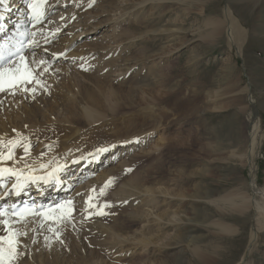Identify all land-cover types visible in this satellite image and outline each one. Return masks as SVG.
I'll return each instance as SVG.
<instances>
[{"label": "bare ground", "instance_id": "bare-ground-1", "mask_svg": "<svg viewBox=\"0 0 264 264\" xmlns=\"http://www.w3.org/2000/svg\"><path fill=\"white\" fill-rule=\"evenodd\" d=\"M81 1L82 0H59L58 3V0H47L45 5L46 15L41 22L42 24L28 30L27 26L32 22L28 19L29 9L27 7L26 0H7L6 5L0 4V45H3L5 42H7L8 45L11 44L14 41L15 34L18 32L27 33L28 38L32 36L33 32L36 33V35L39 33L40 38L39 36H34L31 37L29 42L25 43V50H27L31 48V44L34 41H39L41 43L47 42L53 37L55 33L60 32L61 30L63 31L67 24L70 25L68 26L70 31L68 32L67 30V32L70 34V39H74L79 36H85L87 33H91L89 31L95 29V27L99 25L97 22L89 23V19L93 15L95 16V14H93V12L91 13V11H85L86 13L83 15L81 14L84 10L80 11L79 13H72V16H75L72 18H75V22L77 24L79 22V25H81V28L76 29V31L75 28H73L74 26H71L72 23L67 22L69 17H65L62 20L60 19L61 21L57 20V23H54L52 19L47 18L50 11L55 8V6H53L54 4L58 3V7H61L62 3H67L66 5L70 4L71 6L77 7V4H79ZM134 1L135 3L132 5V7L136 8V15L141 14L139 12L143 11L147 5L150 6V12H153L149 13L150 15L146 17V19L143 18V21H131V24H128L129 26L127 25L129 30L131 27L136 26L139 23L141 25L147 24L150 20H153L152 18L155 14L158 23L162 22L161 19L163 16L161 13L154 12L155 9L157 10V7L161 8L163 6H171L175 4L177 8H180L182 5L186 4L187 7L193 6L199 9V17L200 20H202L200 24H202L201 27L203 28L200 29L204 31L201 36L202 40H206L208 43H218L222 39V31H224L226 42L229 48H235V52L238 51L239 55H241L240 52L242 51L245 53V50L247 49L246 46L243 48V44L245 42H249L247 33L248 31L246 29L247 25L243 21L242 15L240 13L241 10L233 4V0H228L227 5L224 9L222 8V10L215 8L216 4L218 3L216 0ZM244 2L245 6L251 8V11L254 14L259 13L262 9V5L264 4V0H244ZM121 9L126 11L127 8L122 6ZM125 14L126 13L124 12L120 16L116 17L114 22L111 24L109 32L114 38L112 41L114 43L119 41L120 44H123L126 40L123 36L126 34V32L116 30L118 23L120 22L118 18ZM133 15L135 14L133 13ZM82 16L85 20H81L80 22L79 19ZM185 22V19L177 21V23L181 26L180 31L181 28L184 27L183 25ZM169 23L170 25L166 26L168 28H170V26L177 27L178 25H175L176 19L174 21L170 20ZM255 28L262 30L264 29V25L260 24ZM177 29L179 28H176V30ZM168 36H171L169 38H174L171 33ZM170 41H173V39ZM179 42H176L175 46L184 43V41H181L180 43ZM109 43L107 45L105 44L106 46L101 45L102 47L100 48L96 47L93 43H87V54H79V56H76L78 53H75V56L71 54L69 59L72 58L71 60L75 61L74 63H76V65L74 66L76 67L82 66L85 63L88 64V66L86 64V67H92V65L97 63L96 60L94 61L95 55L97 56V54H101V56H103V54L108 51L109 53H112L111 58H109L114 59L112 57L118 53V45L111 46ZM128 43H133V41H129ZM203 43V41H200L196 46L197 52L194 53L192 60H198L197 57L202 55L199 47L201 48ZM208 43L207 45H209ZM125 44L127 43H124L123 45ZM65 47V43H63L62 47H56L57 49H54L52 53L49 51L50 53L47 55L39 54L42 51L41 47V49L36 50L35 54L33 53L34 55L31 56L30 60L32 62V59H36V62L34 63L37 65L38 61H46L47 63L43 64L42 67L44 69L45 66H50L55 57L60 56L64 58L63 55H66ZM61 53H63V55H61ZM104 63L105 62H103V66L106 67L105 65L106 63L108 64V62L106 61V63ZM103 68L101 67V69ZM62 70L64 77H68L69 72H71V68L63 65ZM124 70L125 69L122 68L117 70H114L113 68H109V70L103 69V76H101L102 74L100 75V73L86 74L81 72V69L78 70L73 67V71L76 74L81 75L85 78V80L87 78L88 81L92 83L94 82V90L92 91L85 86L79 87V84H76L78 90L74 89L75 93H73L71 90L73 87L71 84L68 87L67 83L69 82H67V85H64V87L68 90V95L62 89L60 90L62 95H58L60 97L68 98V101L66 105H60V107L63 106L62 109L64 110V114L61 115L62 117H59L57 120L60 123L56 121L57 124L61 125H58L60 127L56 128L57 132L55 133V140H50L43 134L45 138L40 140L38 143V148L35 150H30L29 154L24 152L23 146L25 144L23 145V142L27 141L30 136H34V132L37 133L38 131V129L37 131L33 130L34 132L31 130L33 125L36 123L33 119L38 111L34 109L36 107L33 108L34 105L29 107L27 105L20 106L23 98L19 96L25 95L23 94L25 93V90L23 92L22 90L20 91L18 94L19 96H17L19 97L18 99H11L9 97V101L11 99L10 103H7L8 105L6 106L3 105L4 108H1L2 110L0 109L2 111L0 114V139L4 141V144H7L8 140L19 141L17 146L14 148V160L18 162L14 163L13 161H5L3 166L11 165L17 169H24L25 164H27L31 169H33V171L30 173L33 175H46L53 169L63 166V170L57 173V176L60 178V180H52L48 183H45L44 181H37L35 183L30 182L25 186L24 194L26 195L27 192L31 191L30 197L32 198L37 197L38 199H43V201L45 198H47L45 202H51L49 208H53L55 205H58V201H61L62 203L71 201V207L74 208V212L72 213L69 221L55 223L51 221L44 222L42 227L40 219L34 216L29 217L25 221V226L23 228V230L27 232V235L21 237L22 254L17 258L15 264H126L123 261L125 255L129 254L130 256H134L131 254L136 251H143L144 253L147 250L152 251V249H154L155 251L161 252L162 255H168L174 247L180 245L179 243H185V247H191L192 241L186 240V237L188 236V232H185L187 225L184 224V226L183 223L191 220L187 217L189 214H191L190 211H192L195 218L202 214L201 211L199 213H194V209H196L194 208V205L196 204L194 199L209 198L211 203L215 206L220 214H223V211L227 210L232 214L244 216V219L253 212V214L258 216L257 220L255 221L257 228L264 230V190L259 193L258 189L254 187L253 180L250 181V192L248 191L246 193H241L237 191L233 195L220 194L218 196H212L207 192L201 194L200 188L191 187V189H186L188 182L184 183V180H190L189 178H192L191 176H195L197 174H199V177H201L202 175H205V172L206 170L208 171V168L205 170H191V164L193 165L194 161L190 159L185 161L183 164L178 161L177 166H173L175 168L179 167L177 170L178 172L176 171L175 175L172 170H169L170 167L164 169L162 164L154 163V165H147L144 169L142 168L139 171L136 170L130 177H128L126 180H123V173L128 167L136 164L137 160L147 161L151 155L149 152L145 151L141 153L140 157L134 158L128 153V151L131 150V146L134 148L133 145L135 144L138 145V143L141 142L144 144L151 133H159L158 131H160L156 143L153 144L154 148L151 151L154 150L155 152L157 148L161 147L163 149V142L169 139L162 136L164 131H166L165 129L167 127H175L176 129L177 127L181 126V123L178 122L179 120L177 121L178 113H176V111L181 112L182 110L180 108H178V110L177 108H174V101L176 97L182 104H191L190 99L181 94L182 87L178 85V82H175L174 85L170 89H167L164 95L158 99H154L153 96L146 95L144 92H141V88L138 87L130 90L126 95L122 96H119L117 92H114L112 89H110V87L107 90L105 88V90H103V87H105V84L103 83L106 82L104 79H106L108 75L115 76L116 72V75H119L118 72ZM121 74H123V72H121ZM156 75L157 74L153 73L154 77ZM166 79L167 77L164 79V86L167 85L168 87L170 86V81H167ZM197 86L198 89H204L201 83L197 84ZM29 92H26L28 99L31 98V96L28 95L31 93ZM5 102H7V100ZM110 103L114 105H110ZM193 103L196 104L195 101H193ZM52 104L46 105L47 110H44L46 111V114L44 112V115L47 116V120L52 119L51 121H54L56 120V117H50V114L55 113V108ZM249 107H254L253 100L250 101ZM43 109L44 108H42V111ZM124 109L127 110L124 111ZM48 112H50L49 115L47 114ZM255 112L256 111L253 109L250 112V129L248 132L249 135L246 151L243 156V161L247 165L251 177L253 176V161L255 159L256 153L255 150H257L261 145L263 138V136L259 134L261 125L259 124L260 121L258 120L257 116H255ZM41 115L43 114L41 113ZM55 115H57V113H55ZM181 120H183V118H181ZM84 123L85 125L89 126L87 127L88 131L87 129H83L84 131L86 130V132H82L80 127L83 126L82 124ZM43 125L45 126V123ZM53 125L51 123L50 130H52L51 127ZM43 130V132H45V128ZM38 132L41 133L42 131ZM170 133L171 132H169L168 135H171ZM39 139H41V137ZM129 146L130 148L126 149ZM102 148H106L110 152L106 160V162L108 161L109 167L102 170L97 176L94 175L95 177L87 180L86 183L84 181V185L83 183L81 186L79 184L80 187L78 186L77 189L72 192V194L68 195L67 189L69 185H71L70 181L75 179L77 180L75 181L76 183L80 182V179H82L83 176L79 177L78 175L81 171H83V173L88 176V172L85 170L87 169L88 164L92 165V170L94 169L95 165L97 166V158L102 153L98 152L97 150ZM162 149L159 152H153L154 155H159ZM172 150L176 153L179 151L178 148ZM0 151H7V149L3 146H0ZM204 152L207 153L206 150H201L198 155H205ZM79 161H82L83 165L85 166H79L74 170L72 175L70 174V176H68L69 170ZM41 164L48 165V167L42 169L40 167ZM95 170H97V168ZM25 171L28 170L25 169ZM171 174H173V177H175L173 180L174 182L171 180L173 182L172 185L175 188L172 187L173 189L169 190V187H166L165 183L163 186L162 184L168 179L167 176ZM109 177H112V179L120 178L119 181H121V183L119 185H113L112 180V183L105 189V194L98 195L99 190L104 187ZM14 182V178L0 180V187L2 188L0 195L3 196L8 188H12V184ZM92 189H95L96 191L92 192ZM192 190L196 191L195 198L189 195L190 191ZM258 193L261 197L259 201H257L255 198L256 196H254ZM15 194V190L12 188V191L8 194V197H6L8 201L13 199L18 200V197H14ZM80 194L82 196L78 197ZM89 196L96 197V199L93 201V203L97 205L96 208L88 207L86 201L88 200ZM156 201L158 203L162 202V205H152V202ZM0 202L3 201L0 200ZM105 203L110 205L107 208H103V211L106 213V215H97L96 212L100 211ZM145 206H149L150 209H143ZM127 210L130 211L126 212ZM120 211L122 213L125 211L126 214H122L121 216ZM208 217V214L201 215L202 221L207 220ZM0 219L11 218L2 217ZM140 223H143V225H141L142 229L139 231L130 232L132 225H139ZM211 225L215 226L217 230L216 233L219 235L235 234L238 231L237 229H239L238 227H234L219 219H217ZM14 226L17 229L21 228L19 223H15ZM49 227L55 229V231H50ZM170 230H172L171 234L168 233ZM63 233H65L66 236H69L70 234L75 236L77 235L82 239H87L88 237L92 238L89 243H91V245L94 247V250L90 248L92 252L87 255L85 252L87 245L85 247L83 243H77V245L74 246L73 243L75 242V236H72L70 239H68L66 236L62 235ZM4 234V226L0 225V235ZM249 235L246 254L249 253L251 246L257 239V231L255 232L251 229ZM69 247L71 250L68 251ZM81 248L83 250H81ZM194 252H198V250H194ZM25 255H27V257H25ZM129 260L131 261V259ZM133 263L134 262H132V264ZM153 264L164 263L161 260H158Z\"/></svg>", "mask_w": 264, "mask_h": 264}, {"label": "rangeland", "instance_id": "rangeland-1", "mask_svg": "<svg viewBox=\"0 0 264 264\" xmlns=\"http://www.w3.org/2000/svg\"><path fill=\"white\" fill-rule=\"evenodd\" d=\"M87 1L82 0L79 3L81 5L77 4V7L71 6L70 4L66 5L67 3H62V6L58 7V0V3L53 5L55 8L50 11L47 18L52 19L54 23H57L63 18L69 17L67 22L72 23L71 26L73 25V28H75L76 31V29L81 28V25H79V22L78 24L75 22L76 19L72 18L74 16H72V13H79L84 10V13L82 12L81 15L85 14L87 11H91V13L93 12L95 16L93 15L89 19V23L97 22L99 25H94L96 26L95 29L90 30L89 32L91 33H87L85 36L70 39V34L68 33L70 31L68 26L70 25L67 24L66 27L68 29L65 27L63 31L61 30L60 32L55 33L56 35L54 34L47 42H32L31 48L25 50L23 54L27 58L30 67L36 71L37 78L42 81V84L38 85L33 82L23 85L21 88L0 92V109L4 108L3 105H8L12 98L18 99L21 97L23 100L20 106L27 105L29 107L34 105L33 108L36 107L34 109L38 111L33 119L36 122V125L32 124L33 127L31 130L37 131L38 129V131L43 132V129L45 128V132H41V134L38 131L37 133L33 131L34 136H30L27 141L23 142V145H30V150H35L38 148L39 141L45 138V136L50 140H55L54 137L57 132L56 128L60 127L58 125H61L57 124V122L60 123L57 120L64 114V110L62 109L63 106L60 107V105H66L68 101V98L58 96L59 94L62 95L60 92L61 89L68 95V90L64 85L68 84L69 87L71 84L73 87V89L71 88L73 93H75L74 89L78 90L76 84H79V87L85 86L92 91L94 90V82L92 83L88 81L87 78L85 80L84 77L76 74L73 71V67L78 70L81 69V72L86 74L100 73V75L102 74L103 69L109 70V68H113L114 70H117L122 68L125 70L119 71V75H116V72L115 76L108 75L107 78L104 79L106 82L103 83L105 84L103 90H107L110 87V89L117 92L119 96H122L126 95L130 90L138 87L141 88V92L153 96L154 99H158L163 96L165 91L170 89L175 82H178V85L182 87L181 94L185 95V97L189 98L191 101L190 105L182 104L176 97L174 108H177V110L180 108L182 110L181 112L176 111V113H178L177 121L179 120L178 122L181 123V126L176 129L175 127H167L165 129L166 131H164L162 136L169 138L167 139L169 141L165 140V142H163V149L162 147L156 149L155 152H159L162 149L159 155H154V150H151L154 148L153 144L156 143L160 131H158L159 133H151L144 144L141 142L138 143V145H133L134 148L131 146V150H129L128 153L134 158L140 157L141 153L145 151L149 152L151 155L147 161L137 160L136 164L128 167L123 173V180L130 177L136 170L139 171L142 168L144 169L147 165H154V163L162 164L164 169L170 167L169 170H172L175 175L179 167L175 168L173 166H177L178 161L183 164L190 159L194 161V164H191V170H205L208 168V171L206 170L205 175H202L201 177L197 174L191 176L192 178H189L190 180H184V183L188 182L186 189H191V187L200 188L201 194L207 192L212 196H218L220 194L233 195L237 191L241 193L250 192L249 185L250 181L253 180L254 187L258 189L259 193L264 190V29L258 30L255 28L257 25H264V4L262 5L261 11L254 14L251 11V8L245 6L244 0H233V4L241 10L240 13L244 23L247 25L246 29L249 37V42L243 44V48L245 46L247 47L245 53L242 51L240 52L241 55H239L238 51L235 52V48L228 47L224 31H222V39L218 43H208L206 40L204 41L201 39L204 31L200 29L202 28V24H200L202 20H200L199 17V9L196 7H187L186 4L182 5L180 8H177L175 4L171 6H163L161 8L157 7V10L155 9L156 11L154 10V12L161 13L163 16L161 19L162 22L158 23L155 14L153 15V20H150L147 24L141 25L139 22L141 20L143 21V18L146 19V17L150 15L149 13L153 12H150L151 9L149 5H147L143 11L139 12L141 14L136 15V8L132 7L135 3L134 0H95L94 3L92 0ZM216 1L218 3L215 8L221 10L222 8H225L228 2V0ZM90 4L91 7L89 6ZM122 6L127 8L126 11L121 9ZM124 12L126 14L118 18L120 22L118 23L116 30L126 32V34L123 35L124 38L133 41L135 44L128 43L129 41L126 40L124 43L127 44L125 45H123V42V44H120L119 41L116 42L119 44L112 42L114 38L109 32L111 24L116 17ZM133 13L135 15H133ZM175 19V25H177V21H180L181 19L186 20L181 31V26L179 24L177 27L175 26L176 28H179L177 30L174 26H170V28L166 27L170 25V20L174 21ZM81 20H85L83 16L80 17L79 21L81 22ZM135 20L139 21L138 23L140 25L137 24V27L133 26L129 30L127 25ZM170 33L174 38H169L171 37L168 36ZM34 36H39L40 38L39 33L37 35L34 33L31 37ZM31 37L28 38L26 42H29ZM172 39L173 41H170ZM179 41H184V43L175 46V43H178ZM200 41L204 42L201 48L199 47L202 55L197 57L198 60H192L194 53L197 52L196 46ZM63 43L66 45V55H63L64 58L60 56L55 57L49 67L45 66L48 71H43V65L35 64L34 62H36V59H32L31 62V56L36 53V50L41 49V47L42 51L39 54L47 55L50 52L52 53L54 49L62 47ZM87 43H93L99 48L103 45L106 46L108 43L111 44V46L118 45L117 49L119 50L117 52L119 54L116 53V55H118L112 57L114 59H110L112 53H109L108 51L106 52L107 54L104 53L103 56H101V54H97V56L95 55L94 61L96 60L97 63L94 62L96 64L92 65V67H86L87 63L82 66H74L76 63L71 60L72 58L69 59L70 55L72 54L75 56V53H78L76 56H79V54H87ZM207 43L209 45H207ZM72 51L75 52L73 53ZM103 62L106 63V67L103 66ZM63 65L71 68L68 77H64V74H62ZM101 67L104 68L101 69ZM121 72H123V74H121ZM153 73L157 75L154 77ZM101 76H103V74ZM166 77V80L170 81V86L168 87L167 85L164 86V79ZM200 83L203 85L204 89H198L197 84ZM25 88L31 93L25 91V93H23L25 95L19 96L18 94L20 91L22 90L23 92ZM33 88L35 89V92L31 91ZM26 92L30 93L28 95L31 96V100L26 96ZM9 97L11 98L10 101ZM6 100L7 102H5ZM251 100H253L254 103L253 108L249 107ZM193 101H195L196 104L193 103ZM51 104L55 108V113H57V115H55V113L50 114V112L47 114H50V117L55 116L56 120L54 121H51L52 119L47 120V116L44 115V112L46 114V111L44 110H47L46 105ZM110 105L114 104L110 103ZM42 108H44L43 111ZM252 109L256 111L255 116H257L260 121L259 124L261 125V129L259 134H261L263 138L261 145L255 150L253 176L251 177L249 169L243 161V156L248 141V132L250 129L249 118L251 117L250 112ZM1 110L0 114L2 112ZM125 110L127 109H124V111ZM41 113L43 115H41ZM181 118H183L184 122ZM44 123L45 126L43 125ZM51 123L52 125L54 124L51 127L52 130H50ZM82 125L83 126H80L81 131L86 132V130L84 131L83 129H87L89 126L85 125V123ZM169 132H171V135H168ZM38 137H41V139ZM129 148L130 146L126 149ZM177 148L179 149L177 153L172 150ZM201 150H206L207 153L204 152L205 155H198ZM108 152L109 151L102 152L98 156L96 161L97 166L95 165L93 170L91 169L92 165L88 164L87 169L85 170L88 172V176L81 171L78 176H83L84 178L82 177L80 182L76 183L75 181L77 180L75 179L70 181L71 185H69L67 189L68 195L72 194L79 184L80 186L82 183L84 185V181L86 183L87 180L92 179L102 170L109 167L108 161L106 162L107 157L110 154V152ZM79 166L82 167L85 165H83L82 161H79L69 170L68 176H70V174L72 175L74 170ZM96 168L97 170H95ZM129 169H131V171H128ZM174 175H168L170 177L167 176L168 179L166 178L167 180L163 182L162 186L166 184L165 186L169 187V190L175 188L172 185L174 182L173 180L175 179V177H173ZM110 178L112 179V177H109L108 180ZM112 180L113 185H119L121 183V181H119L120 178ZM259 193L254 195L256 196L255 198L257 201L261 198ZM189 195L195 198L196 191H190ZM79 196L82 195L80 194L78 197ZM46 199L47 198H45V200ZM194 200L196 201V204L194 205L195 207L193 206L196 208L194 209V213H199L201 211L202 214H208L209 217L207 220L202 221V214H198L200 216H198L197 219L194 217L192 211H190L191 214L187 217L191 220L186 223L184 222L183 225H187L185 232H188V236L186 237V240L192 241L191 247H185V243H179L180 245L174 247L168 255H162L161 252L155 251L154 249H152V251L147 250L144 253L143 251H136L131 254L134 256H130L129 254L125 255L123 261L126 264H132V262H134L133 264H153L158 260H161L164 264H242V261L244 260L243 264H264V230L258 229L256 226L255 221L258 216L252 212L248 217L243 219L244 216L232 214L227 210L223 211V214H220L209 198ZM59 203L62 202L58 201V204ZM153 204H158L157 206H159L162 205V202L158 203L156 201L152 202V205ZM143 209L149 210L150 207L145 206ZM129 211L130 210H127L126 212ZM126 212L124 211L122 213L120 211L121 216L122 214H126ZM217 219L234 227H238V231L235 234L219 235L216 233L217 230L215 226L211 225ZM141 225H143V223L132 225L130 232L139 231L142 229ZM251 229L255 232L257 231V239L251 246L249 253L246 254ZM168 233L171 234L172 230ZM62 235L66 236L65 233ZM72 236L75 235L70 234L69 236H66V238L70 239ZM89 238L90 237L82 239L80 236L76 235L75 242L73 243L74 246H76L77 243H83L85 247L87 245V248L85 249L87 255L92 252L90 248L94 250V247L89 243L92 238ZM193 249L198 250V252H194ZM69 250H71L70 247L68 248V251ZM81 250L83 249L81 248ZM25 257H27V255H25ZM129 259H131V261Z\"/></svg>", "mask_w": 264, "mask_h": 264}, {"label": "snow or ice", "instance_id": "snow-or-ice-1", "mask_svg": "<svg viewBox=\"0 0 264 264\" xmlns=\"http://www.w3.org/2000/svg\"><path fill=\"white\" fill-rule=\"evenodd\" d=\"M27 7L29 9L28 19L33 23V26L42 22L45 18V5L47 0H26ZM94 3L95 0H92ZM7 0H0V4L6 5ZM91 7V4L89 5ZM21 35H27V33H21ZM34 35V33H33ZM20 47H9L8 43L5 42L3 45H0V92L6 90H12L21 88L23 85L33 83L40 85L42 81L37 78V73L33 70L27 58L23 55L22 45L23 42H18ZM14 48V50H13ZM63 55V53H61ZM38 64H45L46 61H38ZM43 71H48L47 68H44ZM28 91V89H24ZM32 92H35V89H31ZM15 131V130H14ZM19 141L8 140L7 144H4V141L0 139V146H3L7 151H0V180L12 179L14 178V183L12 188L15 190L16 194L19 195L21 191L25 188L28 183H35L37 181H44L48 183L52 180H59L57 173L63 170V166H60L56 169H53L51 172H48L46 175H33L30 174L33 169L25 164L24 169H17L9 166H3L5 161H15L14 160V148L17 146ZM24 152L26 154L30 153V145H24ZM98 152L108 151L106 148L98 149ZM40 167L47 168L48 165L41 164ZM27 169L28 171H25ZM128 171H131L129 169ZM112 183L110 178L99 190L98 195H104L105 189ZM95 192V189L91 190ZM96 197L89 196L86 201L89 208H96L97 205L93 203ZM72 202L66 201L62 204L55 205L53 208L36 210L35 208H23L17 210L15 206H12L11 210L4 208L0 209V218L10 217L11 219H0V225L4 226L5 234L0 235V264H15L17 258L22 254V240L21 237L27 235V232L23 230L25 226V221L31 217H37L41 220V227L44 222H65L69 221L74 208L71 207ZM110 205L105 203L100 211H97V215H106L103 211V208H107ZM19 223L21 225L20 229H17L14 225ZM50 231H55V229L49 227Z\"/></svg>", "mask_w": 264, "mask_h": 264}]
</instances>
